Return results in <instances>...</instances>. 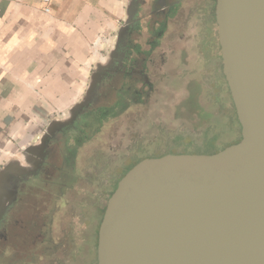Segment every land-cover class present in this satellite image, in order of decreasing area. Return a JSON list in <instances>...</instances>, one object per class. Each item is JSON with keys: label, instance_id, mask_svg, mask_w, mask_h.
<instances>
[{"label": "water", "instance_id": "95a60500", "mask_svg": "<svg viewBox=\"0 0 264 264\" xmlns=\"http://www.w3.org/2000/svg\"><path fill=\"white\" fill-rule=\"evenodd\" d=\"M215 19L240 138L214 153L168 152L129 168L106 200L97 264H264V0H216ZM104 66L95 64L65 116L2 164L0 219L13 197L10 175L36 171L49 139L89 104Z\"/></svg>", "mask_w": 264, "mask_h": 264}, {"label": "flooded vegetation", "instance_id": "af4514ba", "mask_svg": "<svg viewBox=\"0 0 264 264\" xmlns=\"http://www.w3.org/2000/svg\"><path fill=\"white\" fill-rule=\"evenodd\" d=\"M215 3L216 0H128L120 35L118 39L117 36L110 39L101 80L89 104L71 126L49 139L34 173L23 179L11 174L5 184L13 197L0 219V264H11V260L34 264L38 256L52 254L58 247V242L49 235V215L41 216V210L38 212L37 197L48 193L54 201L62 199L64 190L60 185L41 181L56 176L65 153L76 157L78 148L99 131L102 123L127 108L147 105L160 81L167 86L177 80L180 74L174 68L176 58L185 62L193 43L203 62H221ZM216 69L220 76L221 66L219 72L218 65ZM190 83L188 95L197 84L198 91L202 89L201 82ZM194 91L190 100H196L198 91ZM205 136L204 123L200 140ZM176 143H184L185 148L191 141L174 140L173 144ZM95 239L94 229L91 236L94 247ZM29 252L34 254L33 261L27 258Z\"/></svg>", "mask_w": 264, "mask_h": 264}, {"label": "crops", "instance_id": "0c3cea01", "mask_svg": "<svg viewBox=\"0 0 264 264\" xmlns=\"http://www.w3.org/2000/svg\"><path fill=\"white\" fill-rule=\"evenodd\" d=\"M128 0H0V169L84 95Z\"/></svg>", "mask_w": 264, "mask_h": 264}, {"label": "rangeland", "instance_id": "374dc122", "mask_svg": "<svg viewBox=\"0 0 264 264\" xmlns=\"http://www.w3.org/2000/svg\"><path fill=\"white\" fill-rule=\"evenodd\" d=\"M192 47L185 62L176 58L174 68L180 74L177 80L168 87L160 81L147 105L132 106L102 123L99 131L78 148L75 166L79 176L64 190L62 199L54 201L48 193H40L37 197L38 212L41 210V216L49 215V235L58 242V247L52 254L38 256L34 264H97L96 247L91 241L97 227V220L92 218V204L95 196L101 193L102 182L111 176L116 179L122 166L133 158L184 147V143L173 144L174 140L193 141L188 147H199L204 119L200 117L194 99H189L199 86L195 85L188 95L190 81L201 82L202 89L196 97L199 106L223 116L216 128L209 129L211 133H218L223 145L240 138L237 118L224 108L216 69L218 65L220 71V60L205 63L194 43ZM99 202L106 201L100 198ZM96 241L97 235L95 246ZM5 252L8 254L9 250Z\"/></svg>", "mask_w": 264, "mask_h": 264}, {"label": "trees", "instance_id": "16d2710c", "mask_svg": "<svg viewBox=\"0 0 264 264\" xmlns=\"http://www.w3.org/2000/svg\"><path fill=\"white\" fill-rule=\"evenodd\" d=\"M220 86L222 88V95H224V97H222L223 103H224V108L225 110H227L228 113H230L231 115H233V117L236 118V114H235V109L229 94V90L226 84V81L224 79V75L221 72L220 75ZM224 86V87H223ZM198 93V92H197ZM195 105L197 106L198 113L200 115V117L202 119H204V123L206 124V136L205 138L198 140L199 141V147L192 145L191 147H188V145L183 148L182 150H173V151H163L161 153H158L154 156H160L163 155L165 153L168 152H195V153H214L222 148H224L225 146L234 143L238 140H233L231 142H228L227 144L223 145V143H221V141L219 140V135L218 133H211V131L209 129L211 128H216L219 124L220 121L223 119L222 114L219 112H216L215 110H204L202 107L199 106V104L196 102V100H194ZM191 144H193V141H191ZM148 155H143L141 157H137V158H133L132 160H130L126 165H123L120 172L117 175L116 179H113V176H111L110 178L106 179V181L102 182L101 186H100V194H98L97 196H95V200L92 204L93 208H94V212L92 214V218L97 220V227L95 229V235H97V230H98V225L100 223V220L102 218V214H103V210H104V206L105 203H101L99 202V199L102 198L104 201L107 200V198L109 197V195L113 192V190L116 187L117 181L124 175V173L131 168L136 162H138L139 160H141L144 157H147ZM75 155L74 154H68L65 153L64 154V159L62 162V165L60 166V169L57 171L56 176L53 178H46L43 179L41 182H50V184L56 183L58 185L61 186L62 191L65 190L66 188L70 187L78 178V173H77V169L75 166V159H74ZM106 172L103 173V176H105ZM46 180V181H45ZM54 251V250H53ZM52 250L49 252H53ZM27 258H30L32 261L34 260V254L33 252H29L27 254ZM23 260H19V261H15V260H11V264H22Z\"/></svg>", "mask_w": 264, "mask_h": 264}, {"label": "built area", "instance_id": "2783aa9c", "mask_svg": "<svg viewBox=\"0 0 264 264\" xmlns=\"http://www.w3.org/2000/svg\"><path fill=\"white\" fill-rule=\"evenodd\" d=\"M42 1H43V3L46 5L45 8H44L45 12H49L50 8H49L48 4L51 2V0H42ZM102 40H103L104 42H106V43H110V38H104L103 36L98 35V36L96 37L95 41L92 43V47H93V49H94V48L98 45V43H99L100 41H102ZM65 115H66V114H62L61 117L65 116Z\"/></svg>", "mask_w": 264, "mask_h": 264}]
</instances>
